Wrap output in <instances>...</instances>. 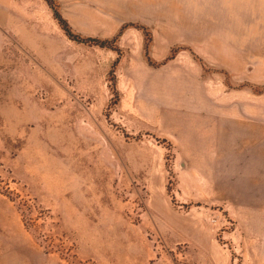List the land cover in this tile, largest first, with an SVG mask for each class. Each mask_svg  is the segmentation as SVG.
<instances>
[{
  "label": "rangeland",
  "instance_id": "1",
  "mask_svg": "<svg viewBox=\"0 0 264 264\" xmlns=\"http://www.w3.org/2000/svg\"><path fill=\"white\" fill-rule=\"evenodd\" d=\"M60 1L47 63L23 51L2 70L0 264H196L165 237L174 216L209 222L227 264H255L234 209L203 202L148 124L160 106L145 94L199 67L215 94L264 99V0ZM58 15L72 36L118 39L78 41Z\"/></svg>",
  "mask_w": 264,
  "mask_h": 264
},
{
  "label": "crops",
  "instance_id": "2",
  "mask_svg": "<svg viewBox=\"0 0 264 264\" xmlns=\"http://www.w3.org/2000/svg\"><path fill=\"white\" fill-rule=\"evenodd\" d=\"M235 1L237 7L243 6L244 1ZM50 3L0 0V80L3 66L20 64L18 55L23 51L46 64L55 52L52 49L59 47L51 42L54 35L60 43L61 33ZM176 58V64L184 62ZM13 71L20 75L19 69ZM19 75L10 77L18 80ZM175 79L180 83L162 82V89L145 94L160 106L154 118H146L148 124L174 148L176 161L192 177L191 186L201 193L203 202L234 209L239 229L248 241V255H257L255 264H264V99L259 95L215 94L199 67L179 70ZM15 90L14 95L18 94ZM169 221L165 237L174 243L190 242L201 255L196 264H227V255L219 248L209 222L197 225L178 216Z\"/></svg>",
  "mask_w": 264,
  "mask_h": 264
},
{
  "label": "trees",
  "instance_id": "3",
  "mask_svg": "<svg viewBox=\"0 0 264 264\" xmlns=\"http://www.w3.org/2000/svg\"><path fill=\"white\" fill-rule=\"evenodd\" d=\"M48 2H52L53 4L55 3L54 0H46ZM56 19L58 21H60V24L62 25V28L64 29V31L70 35L71 37H73L74 39L81 41V42H85L89 45H100L102 47H109V48H113L112 44L118 39V37L113 38L112 40H100V39H94V38H87V39H80V36H72V31L70 29V27H68V25L66 24L67 22L64 20H61V16H56ZM148 37V36H147ZM151 38V37H150ZM149 38V40L147 39V46H148V42H151V39Z\"/></svg>",
  "mask_w": 264,
  "mask_h": 264
},
{
  "label": "water",
  "instance_id": "4",
  "mask_svg": "<svg viewBox=\"0 0 264 264\" xmlns=\"http://www.w3.org/2000/svg\"><path fill=\"white\" fill-rule=\"evenodd\" d=\"M55 12V11H54Z\"/></svg>",
  "mask_w": 264,
  "mask_h": 264
}]
</instances>
